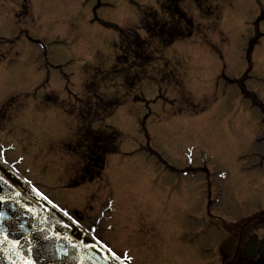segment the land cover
Listing matches in <instances>:
<instances>
[{
    "label": "rangeland",
    "instance_id": "obj_1",
    "mask_svg": "<svg viewBox=\"0 0 264 264\" xmlns=\"http://www.w3.org/2000/svg\"><path fill=\"white\" fill-rule=\"evenodd\" d=\"M28 1L0 7V156L133 264H228L227 231L263 239V113L242 88L264 104V0H178L192 36L135 61L112 26L161 0ZM81 114L120 132L98 165Z\"/></svg>",
    "mask_w": 264,
    "mask_h": 264
},
{
    "label": "water",
    "instance_id": "obj_2",
    "mask_svg": "<svg viewBox=\"0 0 264 264\" xmlns=\"http://www.w3.org/2000/svg\"><path fill=\"white\" fill-rule=\"evenodd\" d=\"M254 249L255 242L248 244V257ZM0 264L121 263L0 163Z\"/></svg>",
    "mask_w": 264,
    "mask_h": 264
},
{
    "label": "trees",
    "instance_id": "obj_3",
    "mask_svg": "<svg viewBox=\"0 0 264 264\" xmlns=\"http://www.w3.org/2000/svg\"><path fill=\"white\" fill-rule=\"evenodd\" d=\"M194 1L199 4L205 0H194ZM161 12L168 17L167 19L170 18L174 23L171 25V27H169L167 23L168 20L163 19L164 23L158 25L160 35L165 37V40H161L160 46L167 47L170 44H172L174 41L181 39L186 35L188 36L191 34L193 27L191 23V19L181 9V7L178 4V0H164L161 4ZM146 18L159 19L160 17L154 11L147 10L143 15L142 21H144ZM114 28H116L119 31L120 44L122 45L121 50H124L126 47L125 39L127 36H129V34L127 35V33H132L133 29H128V30L120 29L116 26H114ZM146 46H148V44ZM144 53L145 51L141 54H136V58L142 59L141 57L142 54ZM126 54L130 55L133 53L126 52ZM91 111H89L88 113L89 115L93 116V114H90ZM81 120L87 121V119H85L84 117H82ZM79 132H80L79 135L81 137V141L85 144V146L87 145L86 146L87 151L90 152V155L93 156L99 155L103 157L104 155L117 153L119 150L121 137L119 132L115 130L113 127L105 126V129L103 131H96L91 129H85V127L82 126Z\"/></svg>",
    "mask_w": 264,
    "mask_h": 264
},
{
    "label": "snow or ice",
    "instance_id": "obj_4",
    "mask_svg": "<svg viewBox=\"0 0 264 264\" xmlns=\"http://www.w3.org/2000/svg\"><path fill=\"white\" fill-rule=\"evenodd\" d=\"M164 23L163 18H151L145 19L144 21L136 24L133 27L132 34L127 36L125 39V52H131L132 60H136V54H141L144 51L152 52L154 51L161 43V40H165L164 36L160 35L159 24ZM169 27L174 23L170 18L167 21ZM137 29H141L137 34ZM147 44H152V48H145ZM163 69V65L160 66ZM55 102V98H52ZM95 102V101H94ZM99 128V125H96ZM115 258V257H114Z\"/></svg>",
    "mask_w": 264,
    "mask_h": 264
},
{
    "label": "flooded vegetation",
    "instance_id": "obj_5",
    "mask_svg": "<svg viewBox=\"0 0 264 264\" xmlns=\"http://www.w3.org/2000/svg\"><path fill=\"white\" fill-rule=\"evenodd\" d=\"M11 2V0H0V7H2L4 4ZM19 8V6H18ZM21 10L22 13L21 14H25V15H29L30 13V4L28 0H22V4H21ZM19 14V15H21ZM18 15V14H15ZM8 42V39L6 38H2L0 37V43L1 44H5ZM216 222L210 221L209 225H212L213 227H215L216 229H223V227H217L216 226ZM232 230V229H231ZM227 236L224 237L221 242L225 239H229L232 243V249L229 253H225L223 251V249L221 248V252H222V256L224 255V260L228 261V264H247L248 261H250L249 259L246 258V256H244V248L242 247L241 243H242V239L244 235V229L241 230V232H235L232 230V232H226ZM220 244V243H219ZM220 246V245H219ZM211 250V249H208ZM208 250H205L204 253L207 254Z\"/></svg>",
    "mask_w": 264,
    "mask_h": 264
}]
</instances>
